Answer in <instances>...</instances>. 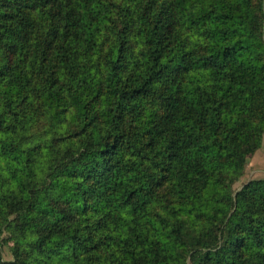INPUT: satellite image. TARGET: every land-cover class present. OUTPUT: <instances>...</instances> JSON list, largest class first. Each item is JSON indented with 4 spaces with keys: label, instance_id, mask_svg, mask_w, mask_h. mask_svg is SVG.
<instances>
[{
    "label": "trees",
    "instance_id": "trees-1",
    "mask_svg": "<svg viewBox=\"0 0 264 264\" xmlns=\"http://www.w3.org/2000/svg\"><path fill=\"white\" fill-rule=\"evenodd\" d=\"M263 141L264 0H0V264H264Z\"/></svg>",
    "mask_w": 264,
    "mask_h": 264
},
{
    "label": "rangeland",
    "instance_id": "rangeland-1",
    "mask_svg": "<svg viewBox=\"0 0 264 264\" xmlns=\"http://www.w3.org/2000/svg\"><path fill=\"white\" fill-rule=\"evenodd\" d=\"M254 179H264V141L262 147L249 159L245 173L234 185V190H240L244 184ZM3 256L5 260H12L8 247L3 248Z\"/></svg>",
    "mask_w": 264,
    "mask_h": 264
}]
</instances>
